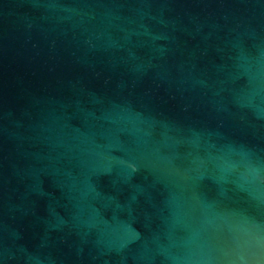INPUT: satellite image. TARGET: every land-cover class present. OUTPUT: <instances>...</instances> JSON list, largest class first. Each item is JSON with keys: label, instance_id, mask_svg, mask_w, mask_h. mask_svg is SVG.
I'll use <instances>...</instances> for the list:
<instances>
[{"label": "water", "instance_id": "obj_1", "mask_svg": "<svg viewBox=\"0 0 264 264\" xmlns=\"http://www.w3.org/2000/svg\"><path fill=\"white\" fill-rule=\"evenodd\" d=\"M0 264H264V0H0Z\"/></svg>", "mask_w": 264, "mask_h": 264}]
</instances>
